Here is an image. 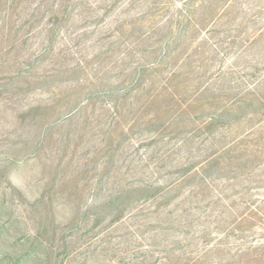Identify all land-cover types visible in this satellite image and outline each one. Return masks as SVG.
Returning a JSON list of instances; mask_svg holds the SVG:
<instances>
[{"label":"rangeland","instance_id":"obj_1","mask_svg":"<svg viewBox=\"0 0 264 264\" xmlns=\"http://www.w3.org/2000/svg\"><path fill=\"white\" fill-rule=\"evenodd\" d=\"M0 264H264V0H0Z\"/></svg>","mask_w":264,"mask_h":264}]
</instances>
